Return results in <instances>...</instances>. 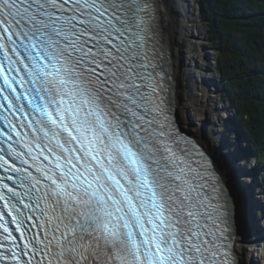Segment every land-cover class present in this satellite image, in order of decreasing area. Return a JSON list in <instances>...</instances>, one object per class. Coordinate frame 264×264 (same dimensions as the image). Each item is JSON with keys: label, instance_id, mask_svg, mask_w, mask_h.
Masks as SVG:
<instances>
[{"label": "snow or ice", "instance_id": "snow-or-ice-1", "mask_svg": "<svg viewBox=\"0 0 264 264\" xmlns=\"http://www.w3.org/2000/svg\"><path fill=\"white\" fill-rule=\"evenodd\" d=\"M162 6L0 0V264H245L247 165L190 130Z\"/></svg>", "mask_w": 264, "mask_h": 264}, {"label": "trees", "instance_id": "trees-1", "mask_svg": "<svg viewBox=\"0 0 264 264\" xmlns=\"http://www.w3.org/2000/svg\"><path fill=\"white\" fill-rule=\"evenodd\" d=\"M225 101L234 111L230 124L244 156L264 171V0H198Z\"/></svg>", "mask_w": 264, "mask_h": 264}, {"label": "rangeland", "instance_id": "rangeland-1", "mask_svg": "<svg viewBox=\"0 0 264 264\" xmlns=\"http://www.w3.org/2000/svg\"><path fill=\"white\" fill-rule=\"evenodd\" d=\"M173 2L176 3V5H174V10H173L174 13H176V15H178V14L183 15L184 12H183V8H181L180 0H175ZM190 5H191L190 8L195 15L196 26H199V28L201 27L202 32H204L203 36H201L202 37L201 41H202V44L204 46V49H203V46L201 48L195 47L192 38H188V37L183 38L184 43L188 40L187 46H189L190 42H192V45H191L192 47L190 48V50H191L190 54H189V52L186 51L185 48H183V50L181 51V54H180L181 55L180 61L182 60L181 62H184V64L186 65L187 68H192L194 71L191 74H187L185 79L180 77V81H184V82H182V84L185 85V88H187L190 85L192 86L193 83H195L196 81H199L197 93L201 94L202 96L204 94H206V97L204 98V103H203V107L205 109L206 115L197 118L196 113H193L194 121L195 122L198 121V123L201 125L203 133H206V134L212 135V136H213V134H217L216 139L218 141L220 140V136H221L220 134L227 132L228 136H230V139L233 141L232 142L233 148L235 150H238V153L244 157L243 163H245L247 165V171L250 174V177H249V175L247 177L248 182L253 183L255 178H257L259 180V184H258L259 188L257 190V193L258 192L260 193L259 196L261 197V200L263 203L262 204L263 216H261L260 223H261L262 227L264 228V171L259 167L258 163L254 159L247 160L245 158L244 152H243V148L245 147V145H244V143H240L236 140L237 128L232 126L229 122V120L233 117L234 111H232L230 109V105L225 101L224 92H223V89L221 87V84H223V82L221 80L220 75L216 71V59L218 56V52L210 44L209 36L207 34V31H208L207 23L200 16L198 0H192V1L190 0ZM171 23H172V21H171ZM169 26H170V33H171V36L173 38V36H174L173 27H172L173 25L170 24ZM171 41H172V39H171ZM173 43H174V41H172V45H173ZM174 46H175V44H174ZM174 49H175V47H174ZM202 53H205V54L208 53L213 58L210 62V71H209V77H210V83H211V92L207 89L208 90L207 93L204 91V88H203V84H205V83L203 81H201L199 79V77H197V72H199L200 73L199 75L201 76V72H200L201 69L207 67L206 63L208 62V58L206 57V55H205V57L202 56ZM174 57H175V62L178 66V56H177L175 50H174ZM195 65L197 68L195 67ZM187 68H186V70H187ZM195 68H196V70H195ZM179 76H180V74H179ZM201 79H202V77H201ZM180 87H181V84H180ZM209 97H210V99H209ZM205 127H206L207 132L205 130ZM225 146L227 147L226 143H225ZM251 175L253 178L251 177ZM246 182H247V180H246ZM250 191H252V190L250 189ZM245 214L246 215L249 214L247 201H246ZM255 224H256V222H255V220H253L251 228L254 230L255 234H250V235H254V236L258 235L259 236L260 233L263 234L264 231L261 232V230H260V232H259L257 230V228L255 227ZM261 264H264V260L261 261Z\"/></svg>", "mask_w": 264, "mask_h": 264}, {"label": "bare ground", "instance_id": "bare-ground-1", "mask_svg": "<svg viewBox=\"0 0 264 264\" xmlns=\"http://www.w3.org/2000/svg\"><path fill=\"white\" fill-rule=\"evenodd\" d=\"M173 1H175V0H168V8L167 9H163V6H162V11H164L166 13V22L169 25L170 24L173 25L172 26L173 27V33H174L173 38H172L171 33H170V26H169V29H168L169 35H170L172 41H174V43L172 45V52H173V55H174V50L176 51V54L178 56V66L177 67H178V70H179V74H180V77L185 79L186 75L187 74H191L194 70L192 68H187L186 65L184 64V62H181L182 60L180 61V59H181L180 58V56H181L180 54H181V51L183 50V48H185L186 51L189 52V54H190L191 53L190 48L192 47L191 46L192 42H190V45L187 46L188 45V40L184 43L183 38L184 37L192 38L194 46L197 47V48H201L203 46L202 41H201L202 40L201 36H203L204 32H202V30H201L202 28L201 27L199 28V26H196V24H195V15H194L193 11L190 8L191 5L189 7V10L188 9H185V10L183 9V12H184L183 15L180 13L181 15H179V17H178V15H176V13H174V11H173L174 10V5H176V3H174ZM180 2H181V0H180ZM189 3H190V0H189ZM181 8H182V6H181ZM171 21H172V23H171ZM174 44H175V46H174ZM174 47H175V49H174ZM203 49H204V46H203ZM205 55L208 58V62L206 63L207 67L201 69V71H200L201 72V76L199 75L200 73L197 72V77H199V79L205 83V84H203V88H204V91L207 93L208 90L211 92V83H210L209 71H210V62H211V60L213 58L208 53H206V54L202 53V56L205 57ZM174 59H175V57H174ZM195 67H196V65H195ZM186 68H187V70H186ZM196 68H195V70H196ZM201 77H202V79H201ZM182 82H184V81H180L181 88L183 87L181 90H182L183 96L185 97L186 103H187V97L189 96V94H191L193 97L196 98V103L198 104V108L194 109L193 113H196L197 118L206 115L205 109L203 107L204 98L206 97V94H204L202 96L201 94L197 93L198 84H199L198 82L199 81H196L197 83L195 82V83L192 84V86L190 85L187 88H185V85L182 84ZM209 99H210V97H209ZM190 130L196 132L197 134H201V132H203L202 128H201V125L198 123V121H196V122L194 121L193 122V127ZM203 134L205 135V133H203ZM220 135L221 136L223 135L225 143L227 144V147H232L233 148V143H232L233 141L230 139V136H228V133L225 132L223 134L221 133ZM206 136H208L210 138L212 137V135H208V134H206ZM235 151L237 152L238 155L242 156L241 154L238 153V150H235ZM249 177H250V174H249ZM251 177H252V175H251ZM247 182H248V179H247ZM248 184L251 186L249 189H251L252 192H253V201H252V203H253V208L255 210V215L257 216V220H255V222H256L255 227L257 228V230L259 232H260V230H261V232H263L264 228L262 227V225L260 223L261 216H263V214H262V211H263L262 210V207H263L262 204L263 203H262L261 197L259 196L260 193L259 192L257 193L259 185L256 184L255 179H254L253 183L252 182H248ZM243 223L246 225V228H247V223H246L245 220H243ZM240 239H241V237L238 236L237 237V243H236L235 247H236V250H237L238 253L241 252L242 249H248L249 250V251H244L242 253L243 257H244V260H245V264H248V262L251 259V257H250V249L252 248V246L253 245H260L262 248H264V232H263V234L260 233L259 236L258 235L254 236V235L248 234L246 229H245V235L243 237L245 242L243 244H241L239 242Z\"/></svg>", "mask_w": 264, "mask_h": 264}, {"label": "water", "instance_id": "water-1", "mask_svg": "<svg viewBox=\"0 0 264 264\" xmlns=\"http://www.w3.org/2000/svg\"><path fill=\"white\" fill-rule=\"evenodd\" d=\"M181 6L182 8L185 10V9H188L189 10V7H190V3H189V0H181ZM179 16V14H178ZM207 125V124H206ZM205 130H206V127H205ZM207 132V130H206ZM206 135V133H205ZM255 182L256 184H259V180L257 178H255ZM250 192V193H249ZM252 191H250V189H248V195H247V203H248V209H249V214H245V210H246V201L245 203L242 205V209H241V213L242 215L239 217L243 220L246 221L247 223V228H246V231L248 234H255L254 230L251 228V225L253 223V220H257V216L255 215V210L253 208V192L251 193Z\"/></svg>", "mask_w": 264, "mask_h": 264}]
</instances>
